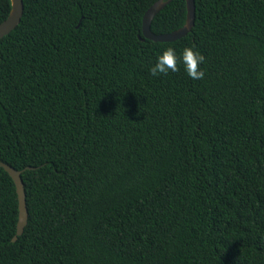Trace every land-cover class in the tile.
<instances>
[{"label": "trees", "instance_id": "1", "mask_svg": "<svg viewBox=\"0 0 264 264\" xmlns=\"http://www.w3.org/2000/svg\"><path fill=\"white\" fill-rule=\"evenodd\" d=\"M23 0L0 38V264H264V0ZM10 0H0V22ZM185 0L151 21L185 23ZM205 76H152L169 46ZM31 167V169L27 168Z\"/></svg>", "mask_w": 264, "mask_h": 264}, {"label": "water", "instance_id": "2", "mask_svg": "<svg viewBox=\"0 0 264 264\" xmlns=\"http://www.w3.org/2000/svg\"><path fill=\"white\" fill-rule=\"evenodd\" d=\"M171 0H157L151 6L147 8L142 17V35L143 38L157 42H168L179 39L191 30L194 24L195 19V3L194 0H185L186 2V19L182 27L177 30H174L165 34H155L151 31L150 25L152 19L155 15L164 8ZM11 8L8 16L0 22V38L10 33L20 22V19L23 14V0H10ZM0 166L11 176L14 181L17 199H18V219L16 223V234L13 237V241L20 236L24 230L25 225L27 224V207L25 199V191L23 182L21 179V171L15 170L8 164L0 162ZM31 169V167H27Z\"/></svg>", "mask_w": 264, "mask_h": 264}, {"label": "clouds", "instance_id": "3", "mask_svg": "<svg viewBox=\"0 0 264 264\" xmlns=\"http://www.w3.org/2000/svg\"><path fill=\"white\" fill-rule=\"evenodd\" d=\"M205 56L202 52L192 46H184L178 56L175 47L169 46L156 56V60L149 69L152 76L168 75L183 71L193 81L202 80L205 76L203 64Z\"/></svg>", "mask_w": 264, "mask_h": 264}]
</instances>
